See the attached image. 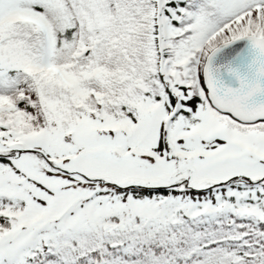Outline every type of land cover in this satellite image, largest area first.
Listing matches in <instances>:
<instances>
[{
    "label": "snow or ice",
    "instance_id": "snow-or-ice-1",
    "mask_svg": "<svg viewBox=\"0 0 264 264\" xmlns=\"http://www.w3.org/2000/svg\"><path fill=\"white\" fill-rule=\"evenodd\" d=\"M0 264H264V0H0Z\"/></svg>",
    "mask_w": 264,
    "mask_h": 264
}]
</instances>
